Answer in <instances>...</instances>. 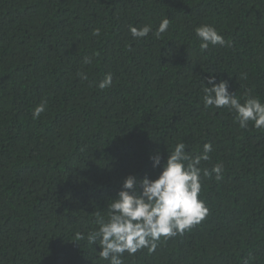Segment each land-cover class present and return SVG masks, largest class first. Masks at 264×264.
Returning a JSON list of instances; mask_svg holds the SVG:
<instances>
[{"label":"trees","instance_id":"1","mask_svg":"<svg viewBox=\"0 0 264 264\" xmlns=\"http://www.w3.org/2000/svg\"><path fill=\"white\" fill-rule=\"evenodd\" d=\"M202 24L227 43L202 51ZM210 76L264 103V0H0V264H109L88 233L128 175L142 191L180 142L192 156L212 145L199 165L209 213L124 264H264V129L205 108ZM218 163L221 179L203 175Z\"/></svg>","mask_w":264,"mask_h":264},{"label":"clouds","instance_id":"2","mask_svg":"<svg viewBox=\"0 0 264 264\" xmlns=\"http://www.w3.org/2000/svg\"><path fill=\"white\" fill-rule=\"evenodd\" d=\"M169 18H163L154 35L158 38L167 31ZM152 31L150 24L141 28L130 26L133 39L147 37ZM200 40V49L206 50L209 45L224 46L227 42L218 30L210 24H202L195 29ZM93 35L99 36L100 30L95 29ZM84 62L91 63L89 57ZM82 80H87V74L78 73ZM112 75L107 73L97 85L100 89L111 87ZM202 91L205 108H228L233 111L241 128H247L249 121L254 122L256 129H264V103L259 97L248 96L243 103L229 91L227 81L215 82L210 76L207 83L203 81ZM47 102L37 105L33 118L37 119L45 111ZM186 144L177 143L174 151L168 156L162 171L155 179L145 176L139 181L142 191H137V178L128 175L122 189L108 206V218L98 219V229L90 231L87 240L90 244L100 245L99 257L109 264H124L123 254L134 255L137 251L148 248L154 251L161 237L170 238L183 234L194 225L199 224L209 213L203 199L198 198L201 192V161L209 159L212 149L210 143L203 146V152L189 155ZM153 167L159 166L161 157L155 154ZM223 164H216L209 171L203 169L204 176L216 174V179L222 178ZM83 238V237H81Z\"/></svg>","mask_w":264,"mask_h":264}]
</instances>
